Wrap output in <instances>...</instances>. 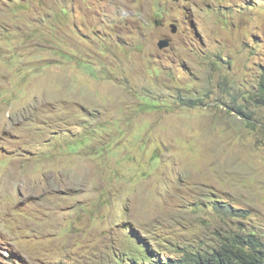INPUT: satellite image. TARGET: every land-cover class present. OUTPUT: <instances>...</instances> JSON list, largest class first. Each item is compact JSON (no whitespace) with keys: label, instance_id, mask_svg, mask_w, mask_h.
I'll list each match as a JSON object with an SVG mask.
<instances>
[{"label":"rangeland","instance_id":"374dc122","mask_svg":"<svg viewBox=\"0 0 264 264\" xmlns=\"http://www.w3.org/2000/svg\"><path fill=\"white\" fill-rule=\"evenodd\" d=\"M251 231L264 0H0V264H149Z\"/></svg>","mask_w":264,"mask_h":264},{"label":"trees","instance_id":"16d2710c","mask_svg":"<svg viewBox=\"0 0 264 264\" xmlns=\"http://www.w3.org/2000/svg\"><path fill=\"white\" fill-rule=\"evenodd\" d=\"M149 264H264V239L254 231L231 233L213 251L195 253L185 250L181 257H165Z\"/></svg>","mask_w":264,"mask_h":264},{"label":"water","instance_id":"95a60500","mask_svg":"<svg viewBox=\"0 0 264 264\" xmlns=\"http://www.w3.org/2000/svg\"><path fill=\"white\" fill-rule=\"evenodd\" d=\"M173 27H174L173 31L175 32L177 30V27L176 26H173ZM158 45L160 48H166V47H169L170 41L168 39H162L159 41Z\"/></svg>","mask_w":264,"mask_h":264},{"label":"bare ground","instance_id":"6f19581e","mask_svg":"<svg viewBox=\"0 0 264 264\" xmlns=\"http://www.w3.org/2000/svg\"><path fill=\"white\" fill-rule=\"evenodd\" d=\"M262 79V78H261ZM62 179V178H61ZM11 182V181H10Z\"/></svg>","mask_w":264,"mask_h":264}]
</instances>
